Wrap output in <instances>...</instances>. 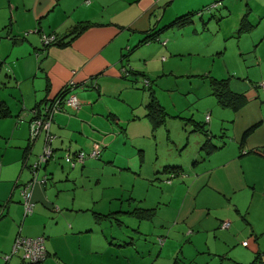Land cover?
Listing matches in <instances>:
<instances>
[{"label": "crops", "instance_id": "crops-1", "mask_svg": "<svg viewBox=\"0 0 264 264\" xmlns=\"http://www.w3.org/2000/svg\"><path fill=\"white\" fill-rule=\"evenodd\" d=\"M223 1L219 2L225 9L221 17L227 18L233 10ZM216 2L0 0V63L5 65L0 71L5 70L8 78L7 83L0 82V102L5 103V109H0V264H5L3 258L12 252L19 235L46 238L49 256L44 264H200L187 257L180 245L154 248L152 237L166 240L170 226H180L187 233L176 239L181 245L187 241L197 256H214L232 264H264L261 91L247 85L236 92L230 86L248 100L238 112L223 109L234 113L230 118L233 136L222 146L214 145L211 155L202 149L205 171L197 174L187 197L175 208V196L162 191L168 200L161 202L152 193L158 190L152 183L164 180L161 176H167L168 169L184 168L167 165L162 171H143L147 151L139 143L154 137L163 126L155 129L148 117L153 89L149 68L134 67L132 58L155 42L176 53L180 39L168 43L163 37L193 25L195 19L182 29L170 25ZM260 6L264 10V2ZM250 9L238 18L240 31L256 27L249 20ZM43 36H56L61 45L47 48ZM163 48L157 50L156 58L168 53ZM72 82L82 107L56 115L55 157L40 171L32 196L35 210L25 217L22 188L33 180V165L45 144L43 136L31 143L32 112ZM7 89H11L9 98L3 96ZM141 91H148V97ZM94 144L103 147L100 159H89L75 169L66 164V169L62 162L67 149L90 152ZM138 155L141 169L130 164ZM128 171L146 186L145 198L138 197L140 189L130 192L120 183ZM45 177L50 178L47 184L40 180ZM90 211H95L94 217ZM89 215L92 224L84 220ZM224 222L231 224L229 230L221 229ZM99 227L102 230L97 231ZM100 236L119 244L100 249ZM9 264L27 263L18 255Z\"/></svg>", "mask_w": 264, "mask_h": 264}, {"label": "rangeland", "instance_id": "rangeland-1", "mask_svg": "<svg viewBox=\"0 0 264 264\" xmlns=\"http://www.w3.org/2000/svg\"><path fill=\"white\" fill-rule=\"evenodd\" d=\"M262 2L264 1L224 0L222 3L227 4L233 10L227 18L221 17V14L225 15V9L220 7V4L218 9L203 8L194 16L193 25L183 30L168 32L163 37V40H167L168 43L174 38L180 39L179 45L176 46V53L169 50L170 46L166 50L162 47V42H155L149 48L139 49L132 58L134 67L145 68L147 66L149 68L146 72L153 82L155 96L169 115L166 125L158 130L154 137L139 143L147 151L143 171L152 168L153 172H158L167 165H181L184 168L180 177L161 176L164 180H155L152 183L158 189L152 193L161 202L168 200L163 193L168 192L175 196L173 208L187 197L188 186L193 183L197 174L205 171L203 162L205 152L202 148L207 138L203 133L194 132L196 126L190 120L193 119L205 126V130L213 136V145L222 146L224 141L228 142L229 137L233 136L230 118L234 113L218 106L216 99L211 96L213 83L216 80H229L233 91L248 85L250 88L261 91L263 94L260 92V96L264 101V91L260 88L264 84V10L260 6ZM249 9L251 12L249 20L256 27L249 31L246 29L240 31L241 20L238 21V18L242 19ZM260 18L262 19L259 21ZM161 48L168 52L163 55L166 58L164 62H162L163 57L156 58L157 50ZM2 52L3 50H0V55ZM1 63L0 69L5 66ZM0 82H8L5 70L0 71ZM139 85L143 87L142 84ZM10 92L11 89L5 90L3 96L9 98ZM141 92L147 94L148 97V91L147 93ZM15 101L14 99L11 103ZM112 108L115 113H118L116 106ZM208 117L211 120L210 123L207 121ZM222 120H228V122L221 125ZM224 134L226 136L223 137ZM62 163L67 169L68 166L64 160ZM130 164H134L135 168L139 169L140 156L132 159ZM135 179L128 171L126 178L120 183L130 192L135 187L140 189L138 197L145 198L146 186H143L141 182H136ZM170 180L171 184L168 183ZM172 185L174 186L171 187ZM100 210L103 209L98 211ZM94 212L90 211L93 217ZM86 219L90 224L94 223L91 215L85 217L84 220ZM170 229L171 235L168 238L165 237L168 243L166 242L163 246L160 245L159 237H152L156 250H167L170 246L177 248L180 245L184 248L187 257L198 260L200 264H232L230 261L223 262L214 256H197L195 249L187 241L181 245L180 239H176L180 233L185 235L187 233L182 231L180 226H170ZM100 230H102L100 227L97 228V231ZM113 244L118 245L119 243L112 237L103 241L100 236V249L105 250ZM110 254H113L112 250ZM192 263L196 264L194 261Z\"/></svg>", "mask_w": 264, "mask_h": 264}, {"label": "trees", "instance_id": "trees-1", "mask_svg": "<svg viewBox=\"0 0 264 264\" xmlns=\"http://www.w3.org/2000/svg\"><path fill=\"white\" fill-rule=\"evenodd\" d=\"M221 1L222 0H217L216 3H219ZM194 15H187V16L181 17V18L177 19L174 23H172L170 26L171 27H177L178 29H182V28L188 26L189 24H191V21H192V18H194ZM247 16H245L244 21H247ZM154 37H157V34L152 36V37L150 36L149 39L152 38L154 40L155 39ZM146 41L147 40H145V43H146ZM60 45H61V41L58 40V43L53 45V46H60ZM130 73L131 74H135V73H133L131 71H130ZM211 90H212L213 96L216 98L219 106L222 109H230V110H232L234 112H238L248 102V100H247V98L245 96H243L241 94H237V93L233 92L230 89V81L229 80H222V81H217L216 80V82L213 83V89H211ZM61 92L59 93V95H57V97H59V96H63V97L68 96L71 91H64L62 93ZM149 92H150V103L147 106V108L149 110V116L148 117H149L150 121L153 123L154 128L158 130L159 128H161L162 126H164L166 124L167 118L169 117V115H168L166 109L161 106L160 102L156 98L154 89L151 88ZM53 102L54 101H50V99L47 98L41 105L37 106V108L34 109L33 112H32L33 118L31 119V121L29 123V129L32 132V129L34 128V126L37 123H42L41 131L39 133V135H40L39 137H41V136L44 137V142H45L44 147H45V145L47 143L48 146H49V149L51 151V155H50V158L47 160V162L44 163L42 166L38 165L39 161L35 162V164L33 165L34 176H33V180L31 182H34V181H36L37 183L39 182V173H40V171H42L51 161H53L54 157H55V150L53 148L54 135H53V132H52V128H53V124H54L55 118L51 119L50 111L49 112L47 111V108H50V109L52 108V106L54 105ZM42 106H44V107L42 108ZM2 108L5 109V103H1L0 102V109H2ZM63 109H64L63 111H65L66 109H69V108H63ZM2 111L4 112V110H2ZM50 121H51V128H50V130H47L45 132L43 130L44 126L47 123H49ZM195 126H196V129H195L194 132L195 133H203L204 136H206V138H207V140H206V142H205V144H204L202 149L207 153V155H211L214 152V150H216L215 146L212 143V139L213 138H211L210 133L205 130V126L204 125H202L200 123H195ZM254 129L255 128H252L251 130L253 131ZM248 132L246 133L245 137H247V135L250 133V132L249 133ZM39 137L37 138V140L39 139ZM36 141H34V142H36ZM32 142L33 141H31V143ZM94 145H99L101 147V149H103V147L100 144H94ZM94 145H93V147H94ZM93 147H92V150H93ZM92 150L90 152L79 151V152H76V153H72V151L70 149H67L65 151V156H64L63 159H64L65 163L70 168L75 169L77 166L85 165V163L89 159H95V160L100 159L101 155L99 157H93L92 156ZM81 154H84V157L80 161V155ZM42 155H43V151H42V153L40 154V156L38 158H40ZM170 170L171 169H168L166 173L168 175H172L173 178L180 177L182 175V172H183V171H180V169H172L171 171ZM40 180H41V182L43 184H47L50 181V178L49 177H45L44 179H40ZM168 183H170V182H168ZM226 223L229 224V228L228 229H223V227H224V225ZM230 228H231V224L229 222H224L221 225V229L222 230H229ZM19 236L23 237L22 235H19ZM25 238H28V237H25ZM37 238H40V237H37ZM42 238H44L45 245H46V242H47L46 238L45 237H42ZM159 242H160L161 246H163L166 243L164 237L163 238H159ZM162 242H163V244H162ZM245 243H248V242H244L243 246L244 247H248V246H245ZM15 244H16V241H15ZM15 244H14V246H15ZM248 245H249V243H248ZM14 246H13V249H14ZM13 249H12V252L9 255H6L3 258V261H4L5 264H9L10 261L14 257H16L18 255L23 259V256H24L23 252L20 251L18 254L17 253L14 254V250ZM46 249H47V245H46ZM48 256H49V254H48V251H47V258H48ZM47 258H46V260H47ZM258 260H259V258H258ZM45 261L42 262V263H39V264H44ZM24 262L27 263V264H31L27 260L26 261L24 260Z\"/></svg>", "mask_w": 264, "mask_h": 264}, {"label": "built area", "instance_id": "built-area-1", "mask_svg": "<svg viewBox=\"0 0 264 264\" xmlns=\"http://www.w3.org/2000/svg\"><path fill=\"white\" fill-rule=\"evenodd\" d=\"M218 3L213 5L210 9H215L218 7ZM43 44L45 47L50 48L53 47V45L58 43V38L56 36H43L42 38ZM76 86L72 82L69 85H67L64 89L61 91H71L68 96H59V92L55 97L49 98L50 101H54V105L52 108H47V111H50L51 119H54L56 115L61 113L64 109L63 108H69L72 110H80L82 107V102L79 100V98L73 94V91L75 90ZM264 90V84L260 86ZM61 92V93H62ZM207 121H210V118H207ZM42 123H37L31 132V141H36L37 138L40 136L39 133L41 131ZM51 128V121L47 123L44 126V131L50 130ZM101 147L99 145H94L92 150V156L93 157H99L102 153ZM51 151L49 149L48 144L46 143L44 149H43V155L41 156L38 165L42 166L44 163L47 162V160L50 158ZM84 157V154L80 155V161ZM172 180V179H171ZM169 181L170 183L172 181ZM36 181L30 182L28 185L24 186L22 188V195H23V205L25 209V217L30 216L33 214L35 210V204L32 201L33 196V189L36 185ZM229 224L226 223L223 227V229H228ZM163 244V242H162ZM245 246H248V243H245ZM14 254H18L20 251L23 252L24 256L23 259L26 261H29L31 264H39L46 260L47 258V249L45 245L44 238H23L19 236L16 240V244L14 246Z\"/></svg>", "mask_w": 264, "mask_h": 264}, {"label": "clouds", "instance_id": "clouds-1", "mask_svg": "<svg viewBox=\"0 0 264 264\" xmlns=\"http://www.w3.org/2000/svg\"><path fill=\"white\" fill-rule=\"evenodd\" d=\"M217 4V3H216ZM218 4H220V3H218ZM59 40V39H58ZM54 47V46H53Z\"/></svg>", "mask_w": 264, "mask_h": 264}]
</instances>
